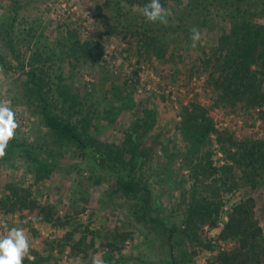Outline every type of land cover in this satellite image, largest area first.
<instances>
[{
  "label": "rangeland",
  "instance_id": "obj_1",
  "mask_svg": "<svg viewBox=\"0 0 264 264\" xmlns=\"http://www.w3.org/2000/svg\"><path fill=\"white\" fill-rule=\"evenodd\" d=\"M147 2L0 0V100L11 101L18 124L6 154L0 157V198L6 183H18L30 189L36 203L49 206L54 217L51 222H33L37 208L0 210V221L9 228L23 227L29 234L30 254L23 264H92L94 257L102 258L104 264L217 263L220 252L235 244L216 237L231 205L245 197L254 199L253 216L264 231V183L257 188L244 184L239 170L233 171L235 190L220 194L218 227L202 225L193 238L187 234L190 229H184L181 211L188 203L192 179L186 145L175 128L181 108L202 105L217 129L238 139L260 137L263 129L257 109L242 103L215 104L219 92L209 73L214 71L218 37L227 18L215 15L208 2L205 13L202 2L197 3L193 16L202 12L207 20L200 26L201 40L193 47L190 39H182L181 30L191 18H176L185 0H161L170 13L167 24L144 20L137 6ZM255 20L264 23V18ZM68 29L75 30L81 41L99 42L101 52L94 62L83 57L75 60L67 52L73 40ZM180 41L182 46L177 45ZM207 57H211L208 68L202 64ZM257 77L264 92V68ZM38 90L51 103L53 113L84 128V135L102 149L94 154L102 161L104 149L130 148L125 137L128 129L138 123L142 125L139 133L148 129L141 140L135 137L130 142L139 151H148L133 160L137 165L143 158L139 174L150 189L148 214L133 213L135 199L115 187L108 169L97 172L99 180L95 177L90 153L48 130L40 114ZM63 98L75 101V109H68ZM208 147L211 162L223 164V153L213 137ZM129 157L126 152L123 160ZM51 158L55 163L50 174L35 181V168ZM106 164L120 170L119 164ZM171 178L174 182L168 184ZM153 215L166 217L167 226L156 225L150 219ZM171 227L175 230L169 239ZM6 231L0 224V236ZM80 237L82 243L75 246ZM208 241L215 245L211 250L203 247ZM245 264L255 263L247 259Z\"/></svg>",
  "mask_w": 264,
  "mask_h": 264
},
{
  "label": "trees",
  "instance_id": "obj_2",
  "mask_svg": "<svg viewBox=\"0 0 264 264\" xmlns=\"http://www.w3.org/2000/svg\"><path fill=\"white\" fill-rule=\"evenodd\" d=\"M193 1L188 0L183 7L177 10L179 13L176 15L179 21L191 18V23L181 27L182 39L185 42L189 41L191 26L196 25L200 29V26L206 25L205 20L207 19L202 18V12L193 16V11L198 12L195 11L198 8L197 3L202 2L203 9L201 10L204 13L207 9L206 5L211 4L216 9L215 15H223L227 18L224 20L227 22V26L218 37V54L214 56L211 66L214 67V71L209 73L213 88L219 92L215 104L219 105L221 102V105L225 107H233L242 103L257 109L263 134L260 137L238 139L232 133L217 129L207 114V109L202 105L190 103L181 108L179 121L175 128L181 141L186 145L185 157L190 170L189 176L192 179L188 203L181 211L183 215L181 222L185 225L184 229H190L187 234L191 238L196 236V229L202 225H208L210 228L218 227L220 210L223 205L220 194L235 190L234 170H239L243 183L252 188H257L259 183H264V92L260 83L257 82V76L264 68V23L255 20V18H264V0L261 2L256 0H195V4L192 3ZM206 2L208 3L206 4ZM178 27L180 26L176 25V28ZM67 34L69 38L73 39L67 52L73 55L75 60H80L83 57L84 61L94 62L96 56H99L98 54L101 52L99 42L81 41L73 29H68ZM161 36L164 37L163 34ZM179 44L182 46V41L177 45ZM50 56H54V54L46 55L45 58L48 59ZM210 61L211 57H207L202 59V64L208 68ZM36 84L34 83L35 86ZM37 96L40 99V114L48 130L90 153L93 174L108 169L109 173L114 176L115 187L121 189L127 197L135 199L136 204L132 205L133 213L136 215L148 214L151 206L150 201L146 202V199L150 195V189L149 185L141 180L139 174L143 158L137 165L133 161L135 157L140 156L139 154L146 156L148 151H139L136 143L130 144L135 137L137 140H141L140 136L148 129L139 133V128H142V125L136 122L138 127L132 125L133 127L128 129L125 135L130 148L119 151L118 147L104 149L102 161L94 155L102 149L96 148L90 142L83 133L84 128L80 130L68 117L65 119L61 115L53 113L50 109L51 103L43 97L40 90L37 91ZM67 98L62 99L63 103H67L68 109H75V101H67ZM212 137L223 153V164L221 165H214L210 160L212 151L208 144ZM123 150L130 154L126 161L123 160L125 153L123 156L120 155ZM25 152L29 157V151ZM49 156L53 157L50 154ZM107 161L119 164L120 167L119 165L117 167L120 170L114 171L111 167H107ZM54 163V158H51L49 163L41 162L35 168V181L46 178ZM95 177L98 180L101 178L98 173ZM168 180V184H173L172 178ZM5 189L6 193L0 198V210L3 212L37 208L36 218L42 217V219H36L37 221L51 222L53 220L51 208L36 203L30 197L31 193L28 187L8 182L5 184ZM254 203L252 197H245L231 205L227 213V220L220 228L216 240H232L235 245L233 249L220 252L217 257L218 262L213 264H245L247 259L252 260L255 264H264V231L254 219L252 211ZM140 208L143 210L142 213ZM157 216L153 215L150 219H153L156 225L167 226V218H157ZM174 230L175 227L168 228L169 239ZM82 241L83 237H80L75 246ZM111 244L109 243V245ZM203 247L206 250H211L215 245L212 241H208Z\"/></svg>",
  "mask_w": 264,
  "mask_h": 264
},
{
  "label": "clouds",
  "instance_id": "obj_3",
  "mask_svg": "<svg viewBox=\"0 0 264 264\" xmlns=\"http://www.w3.org/2000/svg\"><path fill=\"white\" fill-rule=\"evenodd\" d=\"M186 2V0H185ZM140 14L148 23L167 24L169 10L165 8L161 0H148L142 7L137 6ZM189 39L195 47L201 40V32L198 26L189 28ZM18 124L15 119V112L11 107V101L0 100V157H3L6 148L15 136ZM34 218L33 222L36 221ZM0 224L7 229L6 235L0 236V264H23L25 257L30 254L29 234H26L23 227H8L5 221ZM92 264H104L102 258L94 257Z\"/></svg>",
  "mask_w": 264,
  "mask_h": 264
}]
</instances>
